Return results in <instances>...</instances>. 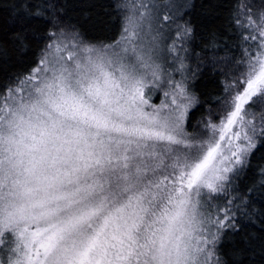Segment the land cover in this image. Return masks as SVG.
I'll return each instance as SVG.
<instances>
[{
    "label": "snow or ice",
    "instance_id": "6c2138e0",
    "mask_svg": "<svg viewBox=\"0 0 264 264\" xmlns=\"http://www.w3.org/2000/svg\"><path fill=\"white\" fill-rule=\"evenodd\" d=\"M0 264H264V0H0Z\"/></svg>",
    "mask_w": 264,
    "mask_h": 264
},
{
    "label": "trees",
    "instance_id": "16d2710c",
    "mask_svg": "<svg viewBox=\"0 0 264 264\" xmlns=\"http://www.w3.org/2000/svg\"><path fill=\"white\" fill-rule=\"evenodd\" d=\"M197 3H199V0H197ZM208 87H209V88H212V87H213V85H208ZM155 101H157V102H158V100H155Z\"/></svg>",
    "mask_w": 264,
    "mask_h": 264
},
{
    "label": "rangeland",
    "instance_id": "374dc122",
    "mask_svg": "<svg viewBox=\"0 0 264 264\" xmlns=\"http://www.w3.org/2000/svg\"><path fill=\"white\" fill-rule=\"evenodd\" d=\"M156 100H158V99H156ZM155 102H157V101H155ZM158 102H159V100H158ZM158 102H157V103H158Z\"/></svg>",
    "mask_w": 264,
    "mask_h": 264
}]
</instances>
